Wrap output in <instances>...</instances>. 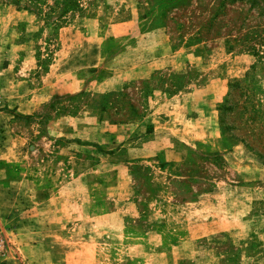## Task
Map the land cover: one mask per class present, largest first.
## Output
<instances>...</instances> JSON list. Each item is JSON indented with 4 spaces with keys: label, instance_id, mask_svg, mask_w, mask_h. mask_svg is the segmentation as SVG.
<instances>
[{
    "label": "rangeland",
    "instance_id": "obj_1",
    "mask_svg": "<svg viewBox=\"0 0 264 264\" xmlns=\"http://www.w3.org/2000/svg\"><path fill=\"white\" fill-rule=\"evenodd\" d=\"M74 1L0 0V264H264V0Z\"/></svg>",
    "mask_w": 264,
    "mask_h": 264
},
{
    "label": "trees",
    "instance_id": "obj_2",
    "mask_svg": "<svg viewBox=\"0 0 264 264\" xmlns=\"http://www.w3.org/2000/svg\"><path fill=\"white\" fill-rule=\"evenodd\" d=\"M6 1L20 7H31L25 2L26 0ZM63 4L69 9L76 7L74 0H64ZM262 33L244 36L238 42H243L244 50L255 58L261 71L264 72V35L262 36ZM257 64L253 66V69L257 68ZM234 91L239 92L240 99H244L242 104L234 103L230 99ZM249 94L248 86L238 83L232 85L231 92L221 106V124L233 139L244 144L251 152L264 160V107L252 102Z\"/></svg>",
    "mask_w": 264,
    "mask_h": 264
}]
</instances>
